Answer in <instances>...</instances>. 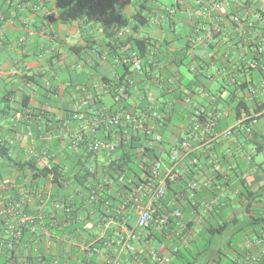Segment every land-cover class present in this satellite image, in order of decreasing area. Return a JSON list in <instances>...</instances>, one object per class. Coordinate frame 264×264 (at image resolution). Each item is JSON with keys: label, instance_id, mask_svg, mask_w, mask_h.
I'll return each instance as SVG.
<instances>
[{"label": "crops", "instance_id": "crops-1", "mask_svg": "<svg viewBox=\"0 0 264 264\" xmlns=\"http://www.w3.org/2000/svg\"><path fill=\"white\" fill-rule=\"evenodd\" d=\"M189 1L191 3L186 11H180L175 21L171 22L161 20L157 11L145 10L143 16L146 21L140 25L138 33L130 31L124 35H136L151 42L148 55L141 59L143 69L140 73L135 72L133 67L126 71L121 60L109 54L107 46V34L116 28L120 18L132 20L138 13L139 4L136 0H23L20 8L13 3L8 10L5 9L7 5L4 8L7 10L4 31L6 39L0 45V104L4 106L8 103L10 111L0 123V142L10 145V157L16 161L35 157L40 166H46L48 158L40 151L57 144L60 155L54 161L68 167L66 156L72 153L77 156L80 152L71 147L72 137L79 129V125L70 117L74 106L92 93L98 101L94 105L93 99V111H116L120 105L114 99L113 88L121 82L125 97L122 102L124 109L139 112L148 104L145 96L149 93L154 97V108L166 120L161 128V148H157L161 154L169 150L175 138L185 136L200 107L213 109L219 116L218 130L235 126L236 118L230 114L231 98L245 100L248 87L234 92L228 78L229 72L240 83L247 81L256 85L260 82L259 76L253 69L246 71L242 68L240 74L232 69L224 57L222 47L212 49L191 43L200 17L198 9L192 5L193 0ZM174 2L172 0L170 5L161 2L160 6L170 7ZM36 7H39V11L35 10ZM52 9L56 11L53 22L44 16L47 10ZM130 27L128 25L121 31L130 30ZM21 38H25L24 42H21ZM128 54L132 52L128 51ZM212 60L223 68L221 75L208 79L192 70L193 66L209 65ZM183 67L190 77L182 72ZM213 97L215 103L211 101ZM187 100L190 102L186 103ZM246 102L251 104L249 100ZM256 131L258 142L264 143V118L259 121ZM250 145H253L252 137L246 138L241 132H236L232 139H221L212 149L200 152L201 155L205 154L194 179L203 185L211 170L218 167L222 173L218 180L234 185L240 181L237 175L247 174V181L251 180L254 189H259L264 183V160L256 162L261 165L257 170V167L245 164L244 155L239 149L242 146L249 150ZM260 154H264V150ZM24 190L29 192L26 199L29 210L43 217L47 202L56 188L49 181L32 180L29 172L21 171L0 159V197L4 201H15ZM70 193L71 190H66L61 196ZM200 194L205 198L213 197L212 192L205 187ZM240 202L235 195L219 200L212 222L215 224L226 220L231 224L224 233L212 238L210 250L202 254L196 264H207L208 260H213L210 264H219L217 256L221 254H224L223 260H231L249 247L254 249L249 241H254L264 229L262 226L257 232L245 229L253 217L261 216L259 223L264 225V203L253 204L250 211H247L246 204ZM255 209L261 211L260 215ZM184 216L185 221L191 219L189 210ZM81 220L86 230L65 236V243L60 242L64 246L56 247V251L43 249L44 254L60 256L65 251L67 255L75 248L79 250L81 245L101 240V253L95 257V264H112L117 259L116 264H155L148 256L150 251L158 252L169 260L167 264H173L185 249L192 248L194 241H199L202 232V228L195 229L189 225L190 230L185 232L184 239H180L177 233L182 222L177 220L163 232L158 231L154 225L148 232H142L136 228V215H128V228L140 235L139 259H136L127 252L117 256L113 246H108L115 242L122 228L104 224L95 226L97 222H94L91 213ZM230 228L233 230L231 236L239 237L236 247L232 246L231 240L222 241ZM29 251L30 248L22 245L19 256L29 258ZM33 251L37 255V249ZM204 256L209 259H201Z\"/></svg>", "mask_w": 264, "mask_h": 264}, {"label": "built area", "instance_id": "built-area-1", "mask_svg": "<svg viewBox=\"0 0 264 264\" xmlns=\"http://www.w3.org/2000/svg\"><path fill=\"white\" fill-rule=\"evenodd\" d=\"M13 2L16 7L20 8L23 0H13ZM190 3L189 0H175L172 6L160 8L157 14L161 20L175 21L177 14L180 11H186ZM193 4L198 9L200 21L191 37V43L194 46L203 45L212 49L222 47L224 57L232 69L246 64V71L252 69L256 71L260 82L256 85L248 83L247 97L244 98V101L249 100L254 105L252 109L250 108V112L242 111L239 114L235 126L223 130H217L219 116L213 109L198 108L185 136L175 138L169 150L163 151L162 154L161 150L157 151V148H161L163 140L161 128L166 120L163 114L154 108L155 100L151 94L148 93L145 96L148 104L144 110L139 112L129 111L122 107L123 87L117 88L114 93V99L120 106L112 113H107L102 109L98 112L93 111L94 95L92 93L84 96L74 106L70 117L79 125V129L72 137V149L78 151L84 144L89 152L102 157H108L117 152L136 155L142 161L141 166L145 171L141 181L135 185L131 180L128 181L127 184L131 187L130 189L125 187L124 198L120 193L114 195L117 200L123 199V203L115 208L114 214L109 209L105 213L104 225H117L122 228L115 242L108 244L110 247L113 246L117 256H120L122 252H127L139 259L140 235L137 231L128 228V215H136V228L142 232H148L152 225L158 231L163 232L173 221H180L182 225L177 236L184 239L185 232L191 227L201 229L206 219L215 212L220 199L227 198L229 195L236 196L238 190H233L232 183L218 180L222 173L220 168L216 167L211 170L209 178L203 185L193 178L187 182L184 192L176 195L168 206L165 204L169 185L185 178L186 172H193L194 175L198 172L205 154L201 155L200 152L212 149L214 144L221 139L234 138L236 132H241L246 138H251L259 123V117L264 115L262 99H260L264 94V0H250L247 3L243 0H193ZM35 10L39 11V7ZM189 14L194 15L193 12ZM55 15V9L44 13L47 19ZM3 22L4 18L0 13L2 24L0 45L6 39ZM130 31L129 29L120 31L118 37H124ZM24 40L25 38H21V42ZM128 62L131 63L135 72L142 71L140 58L133 57ZM192 70L208 79H213L215 75H221L223 68L212 60L209 65L193 66ZM228 78L231 83L236 82L232 72H229ZM211 101L215 103L216 99L213 97ZM189 102L190 100L186 101V103ZM259 109V112H254ZM69 129L71 130L70 127ZM147 149L150 151L149 154ZM239 149L244 155L245 164L250 165L256 150H245L242 146ZM237 178L240 181H247V174L237 175ZM117 179L118 183H124V176L117 175ZM104 184L105 186L98 185L96 189L87 194L91 201L99 199V192H111L117 189L112 182L106 181ZM203 187L215 192L216 196L199 197L198 193ZM28 196L29 192L24 190L21 191L19 199L15 201H4L0 197V233L2 235L0 252L6 249L13 264H47L44 256H40L33 263L29 258L23 259L19 256L18 247L24 242L25 229L36 234L35 243L43 245L46 251L50 249L56 251V247L64 246L58 244L50 228L42 224V217L34 216L26 211ZM67 199H70L69 204L57 202L53 206V211L59 213L66 210L69 213L72 210L70 206L73 198L68 197ZM187 202H190L188 205L191 208L189 212L191 219L185 221L183 209ZM113 203L114 200L106 202L105 206L109 208ZM58 224L59 220L55 221L54 225ZM189 225H191L190 228ZM64 238H60L58 242L65 243ZM100 241L94 240L89 245H81L79 250L75 248L78 253L75 262L86 264L100 255ZM249 245H252L254 249L249 247L241 255H235L231 259L232 264H264V232L259 234L254 241H249ZM67 255L65 251L60 256L53 254L50 264H61V257ZM148 256L155 264H167L169 261L156 251H150ZM65 260V264H70L68 258ZM117 261L112 264H116Z\"/></svg>", "mask_w": 264, "mask_h": 264}, {"label": "trees", "instance_id": "trees-1", "mask_svg": "<svg viewBox=\"0 0 264 264\" xmlns=\"http://www.w3.org/2000/svg\"><path fill=\"white\" fill-rule=\"evenodd\" d=\"M13 0H0V13L4 18V25L7 21L5 17V13L9 7L13 6ZM138 3V13L132 17V20L120 18V22L110 32L107 34V38L109 39L108 48L109 54H114L121 60V64L126 71H129L132 67L131 63L128 62L129 59L133 57H137L140 59L145 58L148 55L149 46L151 44L149 39L140 38L138 36H128V37H117V34L128 25H131L130 30L136 34L138 33L139 27L141 24H145L146 18L143 16L144 11L148 10L150 12L158 11L161 8V0H136ZM9 5L8 7H6ZM6 7V8H5ZM7 9V10H4ZM50 21H54V16L49 17ZM171 24V23H170ZM2 24L0 23V26ZM2 45V44H1ZM122 51V53H120ZM128 51H131L132 54H128ZM246 69V64H241L235 68V71L240 74L241 69ZM251 68V67H250ZM123 83H116L114 85L113 91L115 93L116 89L122 87ZM248 82L240 83V81H236L231 85L234 87V92L247 88ZM112 91V92H113ZM115 97V94H114ZM95 100L93 102L94 105L98 104L97 98L94 97ZM124 95L121 97V102H124ZM263 100V101H262ZM262 107L264 108V99L262 98ZM231 108L230 114L234 116V118H239V114L242 111L250 112V108L254 105V103H247L244 100H239L237 98H231ZM10 111V105L4 104L1 106L0 104V123L8 116ZM259 110H254V112H259ZM264 118L263 116L259 117V121ZM70 119V117H69ZM220 125V123H218ZM217 124V127H218ZM257 127V126H256ZM218 130V129H217ZM257 131L256 128L252 135L253 145H255V154L252 157V161L250 163L251 167L256 168L258 170L261 168L255 161V156L260 154L264 150V143H259L257 140ZM84 146V147H83ZM80 146V152L76 156L74 153L68 154L66 156V160L68 163V167L63 165H58L55 163V158L60 155L57 150V144H54L53 147H48L40 151V153L48 158V165L40 166L39 160L35 157H32L28 160L24 161H16L10 157L11 147L5 142H0V159L5 160L8 165H13L15 168L29 172L32 180H38L41 182L49 181L55 188V192L50 197L47 202L46 212L43 214L41 218V222L43 225L50 228L53 236L57 238V243L60 238H63L67 235L72 236L74 234L80 233L81 230L84 229V221L81 220L82 217L91 213L94 217L95 226L104 224V219L106 217V210H110L114 214L115 208H117L120 204L123 203L122 200H117L114 198V195L120 193L123 198L126 194V189H130V185L128 186V181H132L134 185L141 181L142 175L144 174V169L141 166L142 161L137 158L136 155H130L123 152H117L109 155L108 157L98 156L92 152H89L86 146L83 144ZM148 154L150 153L149 149H147ZM155 157V154L152 153ZM93 159V160H92ZM117 175L124 176V183H118ZM185 178H181V180L175 182L168 186V192L165 199V204L168 206L176 195L184 192L186 190L187 182L194 178V173H185ZM112 182L115 184L117 189L115 191H102L98 193L99 199L96 201H91L87 194L96 189L98 185H104L105 182ZM230 184V183H229ZM235 190H238L236 195V200L241 201L240 203L246 204V210L250 211L253 204L264 203V183L263 185L255 190L251 180L248 181H239L237 184L233 185ZM203 189V188H202ZM233 189V190H234ZM33 192V187L30 188ZM66 190H71L72 193L61 196V193L66 192ZM212 192L213 196L216 195L215 192ZM201 194L198 193V196ZM68 197H72L71 199V208L70 212H66V210L55 213L53 211V206L57 202L68 203ZM81 197V198H80ZM112 206L107 208L105 206L106 202L113 201ZM190 202H187V205L183 209V213L191 210L188 205ZM179 204V203H178ZM26 211L29 214H33L34 211H30L28 207H26ZM256 213H261L260 210H256ZM213 215V214H212ZM212 215L206 219L204 224H202V232L199 235V241H194L192 243V248L190 250L185 249L182 255L177 257V260L173 264H196L197 261L200 260L202 254L207 253L210 250L212 238L216 235H221L225 232V230L230 226L231 222L223 220L219 223L213 224ZM261 217V216H259ZM252 218V222L247 224L246 227H249L250 230H254L257 232L258 228L264 229V225H260L259 219L261 218ZM89 218V216H88ZM59 220V224L54 225L55 221ZM264 222V220H262ZM86 223V222H85ZM87 232V231H86ZM89 234V233H88ZM35 235L32 234L28 229L24 230V242L18 247L20 252V248L22 245L30 248V256L29 259L33 263L40 258V256H44L43 258L46 260L47 264L51 263L53 254H44L43 249L45 247L40 243L36 244ZM2 236V235H1ZM1 239V238H0ZM39 242V241H38ZM57 244V245H58ZM59 248V246H58ZM34 249H37L38 253L35 255ZM43 253V254H42ZM61 254V253H60ZM221 254V253H220ZM62 255V254H61ZM185 255V256H184ZM78 253L76 250L70 251L69 254L65 257L62 256L60 259L61 264L66 263V258L70 260V264H77L75 262V258L77 259ZM224 254H221L218 257V262L221 264L223 262ZM11 257L8 255V251L6 249H2L0 252V264H13L11 261ZM201 259H209L208 256H204ZM213 260H208L207 264H210ZM231 262V260H228ZM95 259L88 261L86 264H95Z\"/></svg>", "mask_w": 264, "mask_h": 264}, {"label": "rangeland", "instance_id": "rangeland-1", "mask_svg": "<svg viewBox=\"0 0 264 264\" xmlns=\"http://www.w3.org/2000/svg\"><path fill=\"white\" fill-rule=\"evenodd\" d=\"M161 2H163L165 5H170L171 4V2H172V0H161ZM141 36H143L144 34H140ZM182 72L185 74V75H187L188 77H190V75H189V73L187 72V70H186V68L185 67H183L182 68ZM218 84H216V86H217ZM253 149H255V145H250L249 146V150H253ZM255 161L256 162H260V161H262V160H264V154H257L255 157ZM256 229H259L258 227H255ZM248 229H250L249 227H246V231L248 230ZM231 231H233L231 228L227 231V234H225L223 237H222V241L224 242H226L227 240H231V243H232V246L233 247H236L237 246V243H238V239H239V237L238 236H235L234 238L231 236ZM198 264H203L202 262H200V263H198ZM221 264H231V262L230 261H228V260H223V262L221 263Z\"/></svg>", "mask_w": 264, "mask_h": 264}]
</instances>
